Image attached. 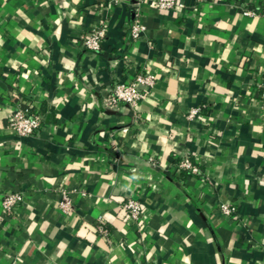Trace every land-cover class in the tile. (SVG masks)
Masks as SVG:
<instances>
[{
	"label": "crops",
	"instance_id": "obj_1",
	"mask_svg": "<svg viewBox=\"0 0 264 264\" xmlns=\"http://www.w3.org/2000/svg\"><path fill=\"white\" fill-rule=\"evenodd\" d=\"M133 1L0 0V264H264V0ZM140 73L139 109L111 106ZM16 95L41 115L34 137L8 130ZM184 155L202 175L179 183Z\"/></svg>",
	"mask_w": 264,
	"mask_h": 264
},
{
	"label": "built area",
	"instance_id": "obj_2",
	"mask_svg": "<svg viewBox=\"0 0 264 264\" xmlns=\"http://www.w3.org/2000/svg\"><path fill=\"white\" fill-rule=\"evenodd\" d=\"M140 0L133 1V7L136 11L139 7ZM158 7L163 10H171L174 8H184V5L177 0H158ZM245 15H255L253 11H244ZM140 16L136 12V20L131 26V36L133 40H137L142 31ZM107 31L106 23L104 25L96 26L84 33L81 43L88 52L98 53L102 49L105 34ZM154 85V78L146 73L137 74L132 81L121 80L115 83L112 87L107 89L108 102L111 106L126 105L133 110H138L142 102L146 99L149 89ZM261 93V99L264 105V80H262L257 89ZM14 112L8 118V130L11 134L25 139L38 135L42 127V118L29 101L22 100L19 96ZM200 115V109H193L190 113V119H194ZM177 157L172 158V171L177 176L179 183H184V173L191 176L202 175L200 167L188 155L180 157L178 163H173ZM22 194H8L4 197L3 207L10 213L18 207L23 201ZM123 208L126 211L128 219L140 221L143 217V209L141 204L132 198H129L124 204ZM221 211L226 216H231L236 213V207L233 204H222ZM106 232V231H105Z\"/></svg>",
	"mask_w": 264,
	"mask_h": 264
},
{
	"label": "trees",
	"instance_id": "obj_3",
	"mask_svg": "<svg viewBox=\"0 0 264 264\" xmlns=\"http://www.w3.org/2000/svg\"><path fill=\"white\" fill-rule=\"evenodd\" d=\"M178 162H179V159H176V160L173 161V163H178ZM169 174L174 175L173 171H169ZM184 176L187 177V176H189V174L188 173H184Z\"/></svg>",
	"mask_w": 264,
	"mask_h": 264
}]
</instances>
